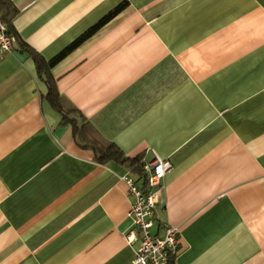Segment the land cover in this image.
Segmentation results:
<instances>
[{"label": "crops", "instance_id": "1", "mask_svg": "<svg viewBox=\"0 0 264 264\" xmlns=\"http://www.w3.org/2000/svg\"><path fill=\"white\" fill-rule=\"evenodd\" d=\"M10 1L0 264H131L121 176L142 172L96 162L95 140L170 162L151 228L179 231L167 264H264V0Z\"/></svg>", "mask_w": 264, "mask_h": 264}, {"label": "built area", "instance_id": "2", "mask_svg": "<svg viewBox=\"0 0 264 264\" xmlns=\"http://www.w3.org/2000/svg\"><path fill=\"white\" fill-rule=\"evenodd\" d=\"M14 38L6 33L5 25L0 21V51L12 50ZM171 164L168 159L154 157L142 164V184L133 178L130 171L122 174L126 193L130 198L128 216L139 233V245L135 250L131 264H167L170 257L179 251V231L177 227L163 224L162 234L151 233L157 220L156 210L159 204L161 183ZM130 243L134 240L132 232L126 236Z\"/></svg>", "mask_w": 264, "mask_h": 264}, {"label": "trees", "instance_id": "3", "mask_svg": "<svg viewBox=\"0 0 264 264\" xmlns=\"http://www.w3.org/2000/svg\"><path fill=\"white\" fill-rule=\"evenodd\" d=\"M123 8V3L117 5L113 8L110 12H108L100 21L92 28H90L87 32H85L82 36H80L77 40L72 42L64 51L58 54L51 63L55 62L59 58H61L67 51L73 48L77 43H79L82 39H84L87 35L92 33L99 25L103 24L115 14H117ZM17 13V9L13 6L10 0H0V21L6 27V33L12 36L15 40L16 33L14 31L12 25V18ZM31 52L30 50H28ZM34 60L36 61L38 69H41L42 60L36 54H33ZM48 99L51 101L53 106L61 112L60 104L61 99L58 96L57 92L55 91L54 85L48 81ZM66 121L73 124V120L70 119L65 113L63 117ZM75 124V123H74ZM90 149L94 152L96 162L101 164L106 163L108 161H117L121 163H127L128 167L131 171L141 172L142 171V164L143 158L142 157H134V158H127L123 155V153L113 144V143H105L99 140H95V142L91 145H88Z\"/></svg>", "mask_w": 264, "mask_h": 264}]
</instances>
